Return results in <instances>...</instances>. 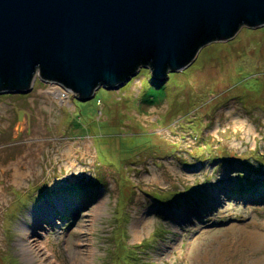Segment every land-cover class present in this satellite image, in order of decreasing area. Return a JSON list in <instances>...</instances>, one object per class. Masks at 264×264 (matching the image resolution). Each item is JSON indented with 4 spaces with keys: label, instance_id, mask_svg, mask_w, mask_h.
Masks as SVG:
<instances>
[{
    "label": "rangeland",
    "instance_id": "rangeland-1",
    "mask_svg": "<svg viewBox=\"0 0 264 264\" xmlns=\"http://www.w3.org/2000/svg\"><path fill=\"white\" fill-rule=\"evenodd\" d=\"M0 264H264V27L87 102L0 95Z\"/></svg>",
    "mask_w": 264,
    "mask_h": 264
},
{
    "label": "water",
    "instance_id": "water-1",
    "mask_svg": "<svg viewBox=\"0 0 264 264\" xmlns=\"http://www.w3.org/2000/svg\"><path fill=\"white\" fill-rule=\"evenodd\" d=\"M264 27V0H0V95L36 78L82 102L190 66L204 47Z\"/></svg>",
    "mask_w": 264,
    "mask_h": 264
},
{
    "label": "bare ground",
    "instance_id": "bare-ground-1",
    "mask_svg": "<svg viewBox=\"0 0 264 264\" xmlns=\"http://www.w3.org/2000/svg\"><path fill=\"white\" fill-rule=\"evenodd\" d=\"M26 155L27 154H24V156L22 157V158H20L19 160H18V162L17 163H14V164H12V165H10L9 167H6V168H3V170H1L2 171V173H5V172H7L8 170H10V168H12V166H13V168H14V182H16V183H18V184H20L21 183V181L23 180V179H25V177H26V175L29 173V170H28V168H25V169H19L20 167V164L21 163H23V160L24 159H26ZM48 216H50L49 214H47ZM51 218H52V215L50 216ZM36 242H37V240H35V241H31V242H29L28 244H27V247H26V249L28 250H30V249H36L37 247H36Z\"/></svg>",
    "mask_w": 264,
    "mask_h": 264
},
{
    "label": "trees",
    "instance_id": "trees-1",
    "mask_svg": "<svg viewBox=\"0 0 264 264\" xmlns=\"http://www.w3.org/2000/svg\"><path fill=\"white\" fill-rule=\"evenodd\" d=\"M245 164H246V166H248L247 168L249 169V171L251 173H253L254 172V167L252 166L251 162H246Z\"/></svg>",
    "mask_w": 264,
    "mask_h": 264
}]
</instances>
